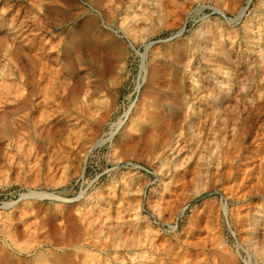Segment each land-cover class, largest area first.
<instances>
[{"label":"rangeland","instance_id":"374dc122","mask_svg":"<svg viewBox=\"0 0 264 264\" xmlns=\"http://www.w3.org/2000/svg\"><path fill=\"white\" fill-rule=\"evenodd\" d=\"M263 45L264 0H0V264H264Z\"/></svg>","mask_w":264,"mask_h":264},{"label":"bare ground","instance_id":"6f19581e","mask_svg":"<svg viewBox=\"0 0 264 264\" xmlns=\"http://www.w3.org/2000/svg\"><path fill=\"white\" fill-rule=\"evenodd\" d=\"M136 6V5H135ZM136 22V21H135ZM254 31V30H253ZM257 31V30H256ZM252 34V33H251ZM253 38V37H252ZM255 38V37H254ZM206 39V38H205ZM255 40V39H254ZM256 43V42H255ZM258 44V43H257ZM262 45V44H261ZM259 46H260V44H259ZM262 47V49H260V51H262V54L260 55V59L258 60V68H260L261 70H264V45L263 46H261ZM258 49V50H259ZM229 52V51H228ZM207 56L208 55H210V54H206ZM233 55V54H232ZM236 55V54H235ZM253 55V54H252ZM232 57V56H231ZM208 58V57H207ZM206 59V58H205ZM234 59V58H233ZM206 61V60H205ZM208 61V60H207ZM251 61V60H250ZM206 63V62H205ZM239 69V68H238ZM257 69V68H256ZM232 70H235V69H232ZM230 71H231V68H230ZM237 71V70H236ZM207 73V72H206ZM263 76V75H262ZM216 78V77H215ZM219 81V80H218ZM213 83V82H212ZM209 85V84H208ZM234 88V84L232 83L231 85H229V84H225V82L224 83H221L220 84V86H219V90H220V92L219 93H217V94H214L213 95V98H212V100L210 99V101H209V103H212L213 101H215L216 102V104L218 105V107H220L221 105H222V102L223 101H225L226 99H229L230 97H231V89H233ZM236 92V91H235ZM245 97V96H244ZM243 97V98H244ZM238 99V98H237ZM240 99V98H239ZM243 102V101H242ZM231 103V102H230ZM237 103V102H236ZM244 103V102H243ZM199 104V103H198ZM197 104V105H198ZM226 104V103H225ZM238 104V103H237ZM206 105V104H205ZM208 105V104H207ZM210 105V104H209ZM232 105V104H231ZM200 106H202V105H200ZM211 106V105H210ZM236 108V107H235ZM222 110V109H221ZM197 111V110H196ZM220 111V110H219ZM218 111V112H219ZM232 111V110H231ZM193 118V117H192ZM198 121V120H197ZM203 124V123H202ZM194 125V124H193ZM221 127V126H220ZM194 136H196V134L194 135ZM221 137V136H220ZM214 138V137H213ZM224 138V139H223ZM223 138H221V140L223 139V145H224V147L226 146V144L228 145V147L226 146L225 147V150H226V154H227V156L229 157V156H231V152H230V148H232L231 146H233V139H234V137H233V135L232 136H225V137H223ZM232 138V140H230ZM194 140V139H193ZM221 142V141H220ZM208 143H210V142H208ZM211 144V143H210ZM194 145H196V144H194ZM210 147H211V145H210ZM213 147V146H212ZM180 148V147H179ZM211 149H213V148H211ZM190 150V149H189ZM186 151V150H185ZM184 153V151H183V149H177V150H175V151H173L172 153H171V158H170V160L171 161H173V159H176V158H178V157H180V156H182V154ZM190 156V155H189ZM208 156V155H207ZM181 160V159H180ZM182 160H183V158H182ZM181 163V162H180ZM203 168H204V166H203ZM166 176H167V179L169 180V182L168 183H165L166 184V186H168V185H171L172 183H173V180L175 179V176H174V174H172L170 171H167V173H166ZM163 189V188H162ZM169 201V200H168ZM170 202V201H169ZM166 207V206H165ZM264 213V212H263ZM261 217H264V214H261ZM260 235V234H259Z\"/></svg>","mask_w":264,"mask_h":264}]
</instances>
